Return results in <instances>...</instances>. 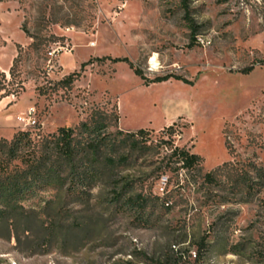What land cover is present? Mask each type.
Here are the masks:
<instances>
[{
	"label": "rangeland",
	"instance_id": "1",
	"mask_svg": "<svg viewBox=\"0 0 264 264\" xmlns=\"http://www.w3.org/2000/svg\"><path fill=\"white\" fill-rule=\"evenodd\" d=\"M121 58L149 80L192 84L148 87L110 60ZM263 63L264 0H0V97L11 101L0 139L23 131L1 119L30 107L43 124L36 142L100 108L120 117L110 132L145 129L150 147L91 196L49 189L24 200L22 214L0 221V264H156L170 246L185 264H264ZM174 146L202 157V172L166 160ZM126 182L145 206L117 202L113 186Z\"/></svg>",
	"mask_w": 264,
	"mask_h": 264
},
{
	"label": "trees",
	"instance_id": "2",
	"mask_svg": "<svg viewBox=\"0 0 264 264\" xmlns=\"http://www.w3.org/2000/svg\"><path fill=\"white\" fill-rule=\"evenodd\" d=\"M191 28L193 43H197L198 27L192 23ZM110 60L128 64L148 87L171 79L192 84L191 81L173 75L149 80L128 58ZM90 63L91 61L84 63L82 68ZM76 75H70L62 83L72 84ZM119 121L117 113L110 115L106 109L97 108L78 128H60L38 142L33 139L31 131H20L11 141L0 139V221L13 220L15 216L22 214L25 210L22 202L35 197L41 191L52 189L58 193L77 195L82 199L84 196H91L92 190L98 186H111L115 172L119 167L129 164L132 153L150 149L147 146L148 132L145 129H140L137 133L110 132L109 129ZM174 129L175 125L164 130L174 132ZM141 141L143 147H140ZM169 152L165 159L172 162L177 170L202 172V157L199 155L176 146L169 149ZM203 179L207 183L215 182L213 173L205 174ZM120 184L112 185L119 204L131 208L136 205L145 206L144 201L140 200L141 197H129L133 188L130 183ZM184 243L180 241L178 245ZM206 244V239L199 243L196 262L202 260ZM184 252L182 249L175 251L170 246L165 261L156 264H185ZM260 256L264 260V252Z\"/></svg>",
	"mask_w": 264,
	"mask_h": 264
},
{
	"label": "built area",
	"instance_id": "3",
	"mask_svg": "<svg viewBox=\"0 0 264 264\" xmlns=\"http://www.w3.org/2000/svg\"><path fill=\"white\" fill-rule=\"evenodd\" d=\"M197 43L198 44H204L203 39L198 36L197 38ZM95 44L92 43L91 46H94ZM55 54V51L52 53V55ZM37 110L35 107H30L27 112L22 114L20 117H18V122L22 126L23 131H31L33 132L34 130L40 128L43 124L39 123L37 119Z\"/></svg>",
	"mask_w": 264,
	"mask_h": 264
},
{
	"label": "crops",
	"instance_id": "4",
	"mask_svg": "<svg viewBox=\"0 0 264 264\" xmlns=\"http://www.w3.org/2000/svg\"><path fill=\"white\" fill-rule=\"evenodd\" d=\"M5 72L4 74H6L7 76L9 75V71L8 70H3L2 73ZM166 83V82H164ZM10 97L7 96V97H0V108H3V107H6L9 103H10ZM23 113H21L18 117H20ZM2 121V124L3 126H10L11 127V124L12 122L16 121L15 123V127H18L19 126V123H18V118H14L13 116L11 115H6L4 118L1 119ZM163 122H161L159 124V126H162ZM1 126V125H0ZM2 138V137H0Z\"/></svg>",
	"mask_w": 264,
	"mask_h": 264
},
{
	"label": "bare ground",
	"instance_id": "5",
	"mask_svg": "<svg viewBox=\"0 0 264 264\" xmlns=\"http://www.w3.org/2000/svg\"><path fill=\"white\" fill-rule=\"evenodd\" d=\"M152 65H154V66L157 65V59H156V58H153V60H152Z\"/></svg>",
	"mask_w": 264,
	"mask_h": 264
}]
</instances>
